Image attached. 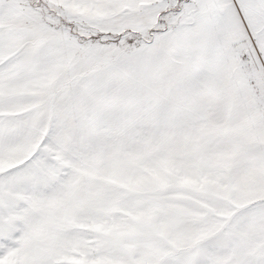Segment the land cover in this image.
<instances>
[{
  "label": "snow or ice",
  "instance_id": "6c2138e0",
  "mask_svg": "<svg viewBox=\"0 0 264 264\" xmlns=\"http://www.w3.org/2000/svg\"><path fill=\"white\" fill-rule=\"evenodd\" d=\"M0 264H264V0H0Z\"/></svg>",
  "mask_w": 264,
  "mask_h": 264
}]
</instances>
